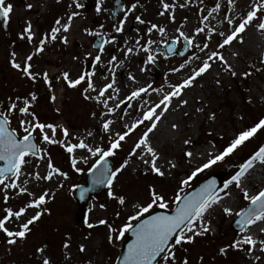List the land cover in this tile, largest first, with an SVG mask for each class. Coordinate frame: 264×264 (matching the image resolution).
I'll use <instances>...</instances> for the list:
<instances>
[{
  "label": "rangeland",
  "instance_id": "1",
  "mask_svg": "<svg viewBox=\"0 0 264 264\" xmlns=\"http://www.w3.org/2000/svg\"><path fill=\"white\" fill-rule=\"evenodd\" d=\"M88 1L5 0V3H11L13 8L8 22L5 23L6 30L0 22V112H5L9 116L10 127L16 131L19 138L24 135L20 120H32L31 116L22 115L18 110L19 107L24 106L25 99L29 100V111L35 114L39 122L57 126V140L64 139L61 128H66L69 133L67 138L69 143L75 144L79 142V139H85V142L91 146L106 149L110 136L123 133L127 130L124 127L125 124L131 126L137 119L142 118L143 112H140V109L149 98L151 90L161 93L163 98V92L167 87L169 89L165 94L171 91L170 85H176L187 78L192 70L200 66L212 52L220 53L236 75L232 76L224 63L213 57L209 60L210 69L197 77L191 87L185 88L180 97L172 99L168 111L164 112L157 127L149 134V142L159 155L157 166L164 171V176L153 173L138 156L129 158L128 165L118 173L113 184L115 196H123L125 204L121 205L117 199L109 197L108 188L100 195L92 197L88 201L87 222L92 223L93 228L87 227L85 222H77L79 213L75 199L77 188L73 190V186L86 185L87 170L97 157H90L85 164L79 160V157L87 155L86 151L76 149L73 155L78 159L77 167L84 169L82 173H77L72 168L70 154L65 148L58 143H45L39 130H36L33 136L42 150L40 156L43 158L28 157L30 163L24 167L23 174L17 183L27 180L26 186H29L33 179L34 185L42 182V186L30 192L36 196L45 191L49 192L50 181L36 180L28 175L37 171L41 176L45 175L48 171V159L55 167L66 172L69 178L63 179L62 186L60 184L49 193L51 198L46 197L47 203L42 208L48 211H42L40 219L29 226L31 231L24 238L27 239L26 243L35 245L48 240L53 241L54 245L59 244L60 251H53L55 246L42 251L43 259H47L52 251L55 252L54 258L59 254L71 253L70 255L75 259L77 257L90 259L95 264H116L126 234L122 239H113L109 243L108 228L106 225H99L97 223L99 220H107L117 228L128 223V217L134 215L137 210L135 205L150 202L149 193L153 188L164 196L168 204L166 209L172 210L176 206L173 198L181 188H183L181 195H185L208 177L222 173L223 183L218 194L224 197L222 201L226 202L225 205L218 204L208 218L209 232L194 236L192 242L172 244L171 249L175 253L176 264H182L185 260L187 264H264V252L260 251L259 244L262 239L259 236L256 237L257 244L250 253L247 251L248 245H243V250L229 247L244 234H237L231 229L232 223L237 218L235 213L241 209L245 210L250 205V201L243 198L241 187L237 188L234 184L221 191L224 182L230 179L238 171L239 166L260 146L264 145V127L223 161L198 173L189 185L180 184L181 180L186 179L193 170L207 161L209 154H219L240 132L252 128L264 119V63L261 62L264 60V31L256 27L259 21H253L243 33L239 34L242 36L243 43L234 39L230 44L219 48L218 44L224 39L220 33L227 35L232 30L226 19V17L230 18L228 0H174L176 6L170 9L171 15L175 17L174 21L170 19L169 13L160 15L164 11L160 0H118L121 1L124 9L116 17L115 22H111L110 18L113 2L117 0H98L96 4L92 3L87 11ZM165 2L172 4L173 0H165ZM237 2L240 0L233 3ZM254 2L259 0H244V4L240 5L239 10L245 9L241 19L251 10ZM77 3L81 7L77 8ZM133 3L137 5L136 8L128 11ZM217 3L220 5L219 9L212 12ZM29 4L32 5L31 8L27 7ZM182 4L185 6L180 7ZM97 5H99V11H97ZM73 12L78 14L71 20L69 31L64 32L61 28V31L56 34L57 38L52 40L50 38L52 28L61 27L67 23L68 16ZM210 12L211 15H209ZM125 14H127L126 19ZM258 15L264 17V10ZM136 16H140L145 23L137 22ZM205 16L208 17L207 20H204ZM122 19L125 20L123 27L126 25L127 30L116 32L115 28L119 26ZM57 20H60V25L56 24ZM238 23L233 21V26ZM29 24L33 35L31 42L24 31ZM151 24L164 27L165 35L161 36L155 29L149 34L147 29ZM198 27L204 28V32L196 33L195 29ZM177 28L192 39V45H189L188 53L184 58L166 55V46L170 41L175 40L178 43L179 51L184 48L183 38L180 37ZM97 33L99 35H96ZM115 35H118V43L115 41L105 43L102 53L94 48L96 38L103 36L108 41ZM46 36L48 39L43 45V51L37 52L40 40ZM64 36L67 37V43L61 40ZM137 40L139 44H136ZM149 40L158 43L148 45ZM76 43L79 44L77 48ZM205 43L208 44V48L201 51ZM119 44H122L124 48L119 47ZM144 46L149 47L151 54L156 57L154 63H146L149 53L143 51ZM129 47H132L134 51L125 55ZM12 53H15V61L21 65V69L25 65L26 57L32 55V60L28 63L31 65L30 72L35 74L34 80L25 75L22 70L12 67ZM98 54L101 56L100 62L94 59ZM112 56L116 57L114 61L116 64L119 61L123 62L124 72L138 79V83L132 88L122 91L121 84L126 78L117 75V66L111 67L109 62L112 61ZM181 65L184 67L181 68ZM141 68L145 71H141ZM172 69H179V71L174 72ZM64 72L69 73V79H76L82 72H94L92 80L98 90L114 77L113 88L119 89V93L116 101H108L109 107L124 100L133 90L149 84L151 88L146 93H142L138 99L121 104L113 114L102 117L101 113H107V109L94 100L84 98L83 90L86 88V83L82 82L75 88L69 87L62 76ZM245 72H250L251 75L245 77L243 75ZM44 73H47L50 87L45 83ZM125 84L128 85L130 82L127 81ZM32 94L36 96L35 101L31 100ZM87 94L96 95L95 92ZM108 95L116 96L117 94L109 89L105 97ZM181 100H186L187 104L178 106ZM13 102L16 103L17 108L8 113L7 109ZM128 104L131 107H128ZM135 106L138 107L137 110ZM125 109L127 113H131L130 117H126ZM197 109L202 110L197 111ZM160 110L157 109V112ZM213 114L214 119L210 118ZM105 119L114 121L108 133H105L101 127L102 120ZM148 123L145 121L131 131L121 142L122 147L116 150V155L109 157L113 162L114 170L128 158V153L146 131L145 125ZM173 124H176L177 128L173 129ZM46 131L50 134V130L46 129ZM88 132H91L92 136H88ZM185 140H190V143L185 144ZM141 151L142 149L137 150L138 153ZM186 152H191L192 156H186ZM145 158L150 159L147 155ZM169 162L176 166L170 167ZM34 165L38 166L34 167ZM2 188L3 186L0 185V189ZM250 188L253 187L250 186ZM6 191L9 196L7 203L4 202L5 192L0 191V218L6 215V208L18 210L32 199L27 194L18 195V189ZM225 191L228 193L226 196ZM233 194L235 195L234 208L232 207V214L227 215L223 211V206L228 207L227 201ZM101 205L104 207L101 208ZM158 209L160 208L155 206L150 213ZM36 211L35 208L27 209L19 221L8 222L6 227L12 231L19 230V224L34 215ZM37 229L38 232H36ZM1 236L8 239L3 231ZM24 239L17 238L14 244L19 245L17 240ZM65 243H68V248L64 247ZM81 246L84 247L83 252L80 251ZM221 248H225L226 252L221 254ZM256 257L260 259L257 260ZM158 264H165L164 258Z\"/></svg>",
  "mask_w": 264,
  "mask_h": 264
},
{
  "label": "snow or ice",
  "instance_id": "2",
  "mask_svg": "<svg viewBox=\"0 0 264 264\" xmlns=\"http://www.w3.org/2000/svg\"><path fill=\"white\" fill-rule=\"evenodd\" d=\"M234 0H228L229 6L233 4ZM162 8L164 11L160 13V15H164L165 13H169V17L172 21L175 20L174 15H171L170 9H174L175 2L173 0L172 4L165 2V0H160ZM136 4L133 3L128 11H132L136 8ZM185 5H180V7H184ZM28 8H31L32 5H27ZM76 7L79 8L81 5L79 3L76 4ZM219 3L216 4V7L212 9V12H215L219 9ZM13 5L11 3H5V0H0V16L3 17L4 22L7 23L10 18V13L12 11ZM99 5H97V11H99ZM264 10V0H259V2H254L251 5V10L247 12V14L239 21V23L233 26V19L227 18V22L231 27V32L227 35L225 33H220L221 36L224 37L223 41L218 44L219 48H223L225 45L230 44L234 39H238L240 43H243L242 36L239 34L243 33L246 28L253 23V21L258 20V24L256 27L258 30L264 31V17L259 16L258 13ZM78 13L73 12L71 15L68 16V22L64 23L61 27H54L51 30V39L55 40L57 38L56 34L61 31V28L64 32L69 31L71 26V20L74 16ZM125 14V19H126ZM211 15V12L209 13ZM136 21L143 24L145 23L144 20L141 19L140 16L135 17ZM208 17L205 16L204 20H207ZM125 20H121L119 22V26L115 28L116 32L123 31V24ZM60 20L56 21L57 25H60ZM157 30L161 36H164L166 30L164 27H159L156 24H151V26L147 29L148 33L150 34L152 30ZM25 33L28 34L27 38L29 42H31L33 35L31 33V25L29 24L25 28ZM87 31V30H86ZM179 35L183 38L184 41L187 42L188 45H192V39L186 35L183 31H180L177 28ZM214 31V30H213ZM196 33L204 32V28H196ZM96 35H99L97 33ZM23 38V37H22ZM48 37H44L39 42V47L37 48V52L43 51V45L46 43ZM62 42L67 43V37H61ZM115 41V37H112L111 40L105 41L104 43H111ZM148 45L158 43L156 41L149 40ZM175 40L173 41V44ZM136 44H139V40L136 41ZM199 47V45H196ZM208 48V44L205 43L203 46L204 49ZM173 49L172 47L168 48V51L171 52ZM100 53L104 51L103 44L99 47ZM134 49L132 47L127 48L125 55L132 53ZM143 51L149 53L147 56L146 63H154L156 57L151 54L149 47L144 46ZM13 60H12V67L22 70V72L27 75L30 79H35V74L30 72L31 65L28 61L32 60V55L26 57L25 65L21 69V65L15 61V53H12ZM213 57L219 59L224 63V65L228 68L231 72L232 76L236 75V72L231 69L229 65H227V61L224 59L222 55L218 52H212L207 59H205L200 66L196 69L192 70L191 74L183 79L180 83L176 85H170L171 91L168 92L163 96V98L158 102L153 104L151 107L148 108L147 111L143 112L142 118L137 119L131 126L125 124L124 127L127 129L123 133H115L114 136L109 137V145L106 149L101 148L100 146H91L90 144L85 142V139H79L78 143L72 144L68 142V130L66 128H61L63 133L64 139L57 140L56 139V132L57 126L53 124H46L41 123L38 121L34 113L29 111L30 102L29 100L25 99L23 101L22 107H19V112L25 116H31L32 120H20V126L23 129L24 135L22 138H18L17 133L14 129L9 128V116L5 114V112H0V162L2 166H0V185L3 186L0 191H4V202L7 203L9 196L7 195L8 189H18L19 194H27L29 197H32L23 207H20L18 210H13L12 208H6L5 213L2 218H0V231H3L5 235L8 237L7 243L14 244L16 239H24L26 234L31 231L30 225H32L35 221L39 220L42 211H48L46 208H42L43 205L47 203L46 197L51 198L48 191L41 193L40 195L36 196L34 193L30 192L27 188L28 181L25 180L22 183L18 184L17 180L23 174V169L26 165L30 163L28 157H38L43 158L40 156L41 149L38 145L34 142L33 133L36 130H39V134L42 140L47 144H60L61 147H64L65 150L70 154L72 168L77 173H82L84 169L77 167L78 159L73 153L76 149L85 150L87 155H81L79 160L83 163L87 164L90 157H97L95 162L92 164L90 168H88V173L92 177V186L93 188L98 185H106L108 188V196L117 199L121 205L125 204V198L123 196H115L113 192V184L116 176L120 173L123 168L128 165V160L132 156L136 155L139 159L143 161L144 164L148 165L149 169L159 175L164 176V171L161 167L157 166V160L159 159V155L156 150L151 146L149 142V134L154 131L157 127V123L161 120L164 112L168 111L169 106L171 105V101L173 98H178L182 95V92L185 88L191 87L195 79L201 75H203L206 71H208L211 67L209 60H212ZM95 61L100 62L101 56L98 54L95 56ZM198 59V57H197ZM112 61H116V57H111ZM264 63V60L261 61ZM181 68L184 65L180 66ZM141 71H145L144 68H141ZM172 71H179V69H172ZM259 71V69H257ZM94 72H82L76 79H69V73L64 72L62 74L65 81L68 83L69 87L75 88L77 85H80L82 82L86 83V88H84V98L86 100H94L98 104H102L104 108L107 109V113L102 112L101 116L104 115H111L117 109L120 108L121 104H126L128 101H133L138 99L142 93H146L151 85H147L146 87H141L139 89L133 90L124 100H120L116 103L113 107L108 106V101L113 100L116 101L119 93V89L113 88L115 84V79H113L99 88L93 83L92 76ZM245 77L251 75L250 72L243 73ZM44 80L46 84L50 82L48 80L47 73L43 74ZM129 79L135 80L131 74H129ZM219 83V80H217ZM109 89H112L117 95H108L105 97V93L108 92ZM89 92H95V96L88 95ZM105 97L104 99H101ZM19 99V98H18ZM52 99L54 100L55 97L53 96ZM31 100L35 101L36 96L34 94L31 95ZM187 104L186 100H181L178 106H183ZM131 107L130 104L127 105ZM17 108L15 102L11 103L7 109L8 113H11L14 109ZM157 109H161L160 112H157ZM202 109H197V111H201ZM125 114H127L125 109ZM95 115V113L93 114ZM187 115V113H185ZM123 117H121L122 119ZM214 119V114L210 117ZM145 121L149 123L145 125L146 131L139 137L135 145L133 146L132 150L128 153V158H126L120 167L113 170L108 164V158L113 157L116 155V150L122 147V141L129 135L131 131H133L137 126L143 124ZM114 123L111 119L102 120L101 127L105 133L110 132V125ZM27 125V126H25ZM264 127V119H261L257 124H255L252 128L247 129L245 131L240 132L235 139H233L230 144L223 149V151L219 152V154L211 155L209 154V158L205 163H203L200 167H197L195 170L191 172L190 175L187 176L186 179L180 181V184L183 186H187L190 182L198 175V173L209 169L211 166L215 165L218 162L223 161L227 156L232 154L234 150H236L240 145H242L246 140L250 139L254 136V134ZM172 128H177L176 124L172 125ZM47 130H50V134ZM88 136H92L91 132H88ZM185 144H189L190 140H185ZM138 149H142L141 152H137ZM145 155L150 157V159H146ZM186 156L191 157V152H186ZM259 162L260 164H264V145L260 146L259 149L254 152L247 160L244 161L239 166L238 171L227 181L223 184V189L221 191L226 190L229 188L230 185H235V187H241V179L245 176V174L254 167L255 163ZM170 167H175V164H171ZM38 165H34L37 167ZM47 169L45 175L41 176L40 173H28L29 176H32L36 180H45L51 181L54 177L59 176L62 177L64 180H67L68 174L64 171H61L58 167H55L50 159L47 160ZM9 181V182H6ZM62 186V184L60 185ZM80 187L79 185H74L73 190ZM88 189L81 190V198L83 199L85 193ZM244 199L249 200L251 207L247 210L241 209L239 212L235 213L237 217H240L236 221V223L240 226V232L245 233L247 232L248 228L257 222H264V189L260 190L256 195L249 196L246 190H243ZM183 193V188L180 189L175 197L173 198V203L176 205L174 212L172 215H165V214H157V215H150V211L155 207L158 206L160 209H166L168 207L167 201L165 200L164 196L160 193H157L155 189H150V202L144 205H135L134 207L137 209L135 214L128 217V223L123 224L121 227H113L107 220L101 219L97 223L99 225H106L108 228V241L111 243L113 239L120 240L122 239L125 234L129 231L132 232V235L135 239L128 245L127 252L124 253L123 260L121 264H154L158 257L165 252H167V256L164 257L165 264H176L175 261V253L174 251L169 248L170 241L174 240L175 245H180L182 242H192L194 236L202 235L210 231V227L207 223L204 222L205 213L214 205L218 204L224 197L219 195L215 189V181H209L208 183L204 184L201 188L197 191L191 192L186 195H181ZM224 195H228L225 191ZM101 208L104 205L100 206ZM35 208L37 211L34 215L28 217L23 223L19 224V230L12 231L8 227H6V223L11 222L13 220L19 221L20 218L27 212V209ZM224 213L227 215L232 214V209L225 207L223 209ZM148 215L147 219L143 217ZM118 215V214H117ZM137 221L134 225L132 222ZM87 227L93 228L94 225L92 223H88ZM261 232H264V228L261 229ZM191 233V234H189ZM257 241L253 238L252 235H243L241 239L234 241L229 247L233 249L240 248L242 249L243 245H248L247 251L250 253ZM260 244V251L264 252V240L259 241ZM65 248H68V243L64 244ZM37 251H42V249H37ZM80 251H84V247H80ZM226 252L225 248L220 249V253L223 254ZM256 259H260V257H256ZM43 264H50L48 259L43 260ZM182 264H187V261H183Z\"/></svg>",
  "mask_w": 264,
  "mask_h": 264
},
{
  "label": "bare ground",
  "instance_id": "3",
  "mask_svg": "<svg viewBox=\"0 0 264 264\" xmlns=\"http://www.w3.org/2000/svg\"><path fill=\"white\" fill-rule=\"evenodd\" d=\"M236 1V0H234ZM227 3V1L225 2ZM244 4V0H240V2L237 3H233L232 6H230L228 8V13L230 14V19H233V21L239 22L241 17L244 15L245 13V9H241L240 5ZM223 10H225V8L223 7ZM127 30V26L125 25L123 27V32H126ZM115 42L118 43V35H115ZM119 47L124 48V46L122 44H119ZM111 64V67L114 65L117 66L116 70H117V75L122 76L123 78L125 77L126 80L124 82H122V91L127 90V88H132V86L134 84L138 83V79L135 78V80L129 79V74H127L126 72H124V70L122 69L123 67V62L119 61L117 64L114 61L109 62ZM57 66V64H56ZM53 75V74H52ZM135 77V76H133ZM130 82V84H125ZM169 89V87H167V89L163 92V95H165L166 91ZM162 98L161 93H157V92H152V90L150 91V96L149 98L145 101V103L143 104L142 108L140 109V112H144L147 111L149 107H151L153 104L157 103L160 101V99ZM135 109L137 110L138 107L135 106ZM130 112L126 114V117H130ZM264 167V164H260L259 162L255 163L254 167L252 169H250L245 176L241 179L242 183H241V189L246 190L249 194V196L252 195H256L260 190L264 189V175H263V171L260 169ZM207 170V169H206ZM34 180L31 179L29 186H27L28 190H36L39 189L42 186V182H39L37 184L34 185ZM63 182V178L56 176L53 178V180L50 181L49 183V193H51L52 191H54L55 187H58L61 183ZM251 182H254V184H250ZM250 186H252L253 188H250ZM31 187V188H30ZM234 194L232 195V198H229L227 201V205L228 208L232 209V207L234 208ZM244 198V196H243ZM223 204L225 205L226 202L224 201H220L218 204ZM214 205L213 207H211L204 216V222L207 223L208 218L211 216V213L213 212V210H215L217 208V205ZM224 209V206H223ZM264 228V222H257L256 224L250 226L247 230V232H245L243 235H252L253 238L258 237L261 233L264 234V232H261V229Z\"/></svg>",
  "mask_w": 264,
  "mask_h": 264
},
{
  "label": "water",
  "instance_id": "4",
  "mask_svg": "<svg viewBox=\"0 0 264 264\" xmlns=\"http://www.w3.org/2000/svg\"><path fill=\"white\" fill-rule=\"evenodd\" d=\"M94 1H97V0H94ZM122 10H123V7H122L120 1L114 2L113 17L111 18V21L114 22L116 20V16L119 15L122 12ZM0 20L2 21V24L5 25V23L3 22V17L2 16H0ZM105 41H106V39L104 37H99V38L95 39V41H94V47H95V49H99V47H100L101 44H103V47H104V45H105L104 42ZM184 42H185V48H184V50L177 51V42H175L173 44V41H171L169 43V45L166 47V49H167V56H169V57L178 56L179 58H184L186 56V54L188 53V50H189V45L187 44L186 41H184ZM77 47H79V44L78 43L76 44V48ZM169 47H172V49H173L171 52L168 51V48ZM9 128L11 129L10 125H9ZM34 142L37 144V142L35 140V137H34ZM2 163L3 162H0V166H2ZM108 164L114 170L113 164H112V162L109 159H108ZM213 180L215 181V189H216V191L218 193V191L220 190L221 185L223 183V174L222 173H218V174H215V175L210 176L203 183H201L195 189H192L191 191H189L186 194H189L191 192L197 191L204 184L208 183L209 181H213ZM106 187H107L106 185H98V186H96V187L93 188V186H92V177L88 173V175H87V185L86 186H80L78 188V190H77V193H76V201H77V203L79 205V208H80V213L77 216V220H78L79 223L85 222L86 219H87V208H88V204L87 203H88V200L91 197H93V196L99 195L103 190L106 189ZM82 189H88V191L85 193V196H84L83 199L81 198V195H80ZM249 207H251V205ZM249 207H247L245 210H247ZM174 209L173 210H169V209H159V210H156V211L150 213V215H157V214L172 215L173 212H174ZM148 215L144 216L143 218L144 219H147L148 218ZM238 219H240V217H237L235 219V221L231 225V229L235 233H237V234L241 233L240 232V226L236 223V221ZM134 239H135V237L132 235V232L131 231H129V232L126 233V238H125V240L122 243L121 252H120V255H119V258H118L116 264H121V261L123 260L124 253L127 252L128 245L130 243H132V241ZM173 242H174V240L173 241H170L169 246H168L169 248L171 247V245H172ZM166 254H167V252L163 253L161 255V257H158L157 260L154 262V264H158V262Z\"/></svg>",
  "mask_w": 264,
  "mask_h": 264
},
{
  "label": "flooded vegetation",
  "instance_id": "5",
  "mask_svg": "<svg viewBox=\"0 0 264 264\" xmlns=\"http://www.w3.org/2000/svg\"><path fill=\"white\" fill-rule=\"evenodd\" d=\"M36 232H38V229ZM7 240L8 239L1 236L0 231V264H43L44 259L42 258V251L44 252L52 246L56 247L53 251H60L61 249L59 244L55 243L54 245L53 241L48 240L41 243H35V245L26 243L27 239L17 240V242L20 243L19 245L8 244ZM37 249H42V251H37ZM70 254L63 253L61 255L59 254L58 257L56 255V258H54L53 256L55 255V252L53 253L51 251V255L47 257V259H49L50 264H95L93 261L91 262L90 259H80V257L75 259Z\"/></svg>",
  "mask_w": 264,
  "mask_h": 264
}]
</instances>
